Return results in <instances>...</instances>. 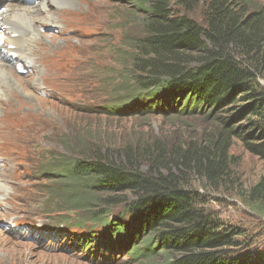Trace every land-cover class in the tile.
Listing matches in <instances>:
<instances>
[{"label": "trees", "instance_id": "16d2710c", "mask_svg": "<svg viewBox=\"0 0 264 264\" xmlns=\"http://www.w3.org/2000/svg\"><path fill=\"white\" fill-rule=\"evenodd\" d=\"M118 1L131 2L132 20L135 10L144 14V34L130 43L126 68L103 81L107 100L95 107L98 114L196 115L211 131L182 146L83 145L77 156L52 159L46 175L81 213L64 223L72 246L82 260L101 264L119 255L127 264H264V246L211 216L205 195L191 188L193 178L206 191L235 188L233 136L264 159V9L250 0ZM198 7L200 22L188 16ZM225 107L230 112L220 116ZM242 122L255 133L242 134ZM243 191L264 204V177L248 190L237 187Z\"/></svg>", "mask_w": 264, "mask_h": 264}, {"label": "rangeland", "instance_id": "374dc122", "mask_svg": "<svg viewBox=\"0 0 264 264\" xmlns=\"http://www.w3.org/2000/svg\"><path fill=\"white\" fill-rule=\"evenodd\" d=\"M250 1L255 8L264 9V0ZM41 2H45V18L36 23L33 37L40 44L34 46L36 51L41 44L44 46L45 70L43 65L34 70L17 65L16 69L13 67V77L9 75L0 81V91L6 88L12 91L5 94L7 105L30 120L22 130L26 133L17 134L20 148L0 146V172L9 181L0 182L5 188L0 194V264H88L73 255L70 243L62 239L60 217L72 216L73 208L61 205L58 184L50 185L46 177L44 182L37 172L52 163V159L77 156L83 145L104 151L135 142L182 146L201 140V135L211 128L207 118L196 115L152 114L141 119L98 114L94 107L105 102L103 81L130 62L125 55L130 52L133 39L144 34V14L135 10L137 19L132 20L131 2L118 0H40L21 6L37 7ZM199 7L188 15L197 22L202 19ZM48 54L54 57L47 59ZM48 69L57 74L55 79L45 75V87L52 97L41 95L36 91L38 88L23 95L16 80L21 82L31 72L40 87V77ZM259 83L264 88V81ZM218 112L225 116L230 108ZM3 116L0 108V119ZM244 124L240 123L242 134L255 133L252 126ZM231 142L235 188L221 193L206 191L199 178H193L191 188L205 195L204 208L211 216L224 224L241 227L255 244L264 246V204L245 199L244 191L237 192V187L248 190L264 177V159L249 152L236 136ZM118 258L113 264H127L122 256Z\"/></svg>", "mask_w": 264, "mask_h": 264}, {"label": "bare ground", "instance_id": "6f19581e", "mask_svg": "<svg viewBox=\"0 0 264 264\" xmlns=\"http://www.w3.org/2000/svg\"><path fill=\"white\" fill-rule=\"evenodd\" d=\"M21 4L22 0H0V37L4 39V44H0V81L6 80L9 75L13 77V67L16 69L17 65L26 70H34L37 65H43L45 70L44 46L41 45V48L36 51L34 46L39 47L40 44L33 37L36 23L44 21L45 2L37 7L29 8H25ZM45 75L55 79L57 74L48 69V72L40 77V81H42L40 87L36 85L33 80L34 73L31 74V72H28L27 77L21 82L16 80V83L20 85L23 95L32 93V88H38L36 91L41 95L52 97L45 87ZM5 94H12L10 88L0 91V100H2L0 108L4 111V116L0 119V146L6 144L19 147L21 141L17 139V134L26 133L22 130L30 124L29 116L21 115L16 109L10 108L5 100ZM28 100L26 99L25 103ZM2 167L5 168L4 165ZM2 181H6V184L9 183L4 172H0V182ZM4 189L0 184V194Z\"/></svg>", "mask_w": 264, "mask_h": 264}, {"label": "clouds", "instance_id": "9594fccd", "mask_svg": "<svg viewBox=\"0 0 264 264\" xmlns=\"http://www.w3.org/2000/svg\"><path fill=\"white\" fill-rule=\"evenodd\" d=\"M154 116H159V117H163V116H160V115H155V114H153ZM151 116V115H150ZM138 117H140V116H138ZM149 117V116H148ZM142 118H147V117H142ZM141 118V119H142ZM55 184L57 183L58 184V182L57 181H53ZM114 209H115V207L113 208V209H111V212H108V214L107 215H112L113 213H114ZM76 213L78 212L79 214L78 215H80L81 213L79 212V211H76V210H74ZM82 257V256H81ZM81 257L80 258H78L79 260L81 259ZM123 257V256H122ZM117 259H120V258H116L114 261H116ZM81 262H83V263H88V264H95V263H92V262H86V261H84V260H80ZM114 261L112 262V263H110V264H113L114 263ZM122 261H124V258L122 259Z\"/></svg>", "mask_w": 264, "mask_h": 264}]
</instances>
